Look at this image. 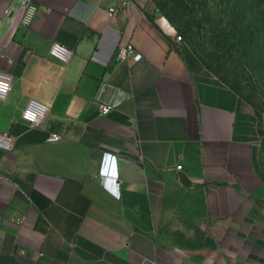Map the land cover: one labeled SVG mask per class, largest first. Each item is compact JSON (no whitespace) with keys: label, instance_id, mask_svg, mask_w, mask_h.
<instances>
[{"label":"crops","instance_id":"1","mask_svg":"<svg viewBox=\"0 0 264 264\" xmlns=\"http://www.w3.org/2000/svg\"><path fill=\"white\" fill-rule=\"evenodd\" d=\"M31 2L30 26L0 27V130L16 138L0 150V264H264L263 115L150 0ZM129 43L140 60L117 58ZM31 98L50 107L41 126L21 117Z\"/></svg>","mask_w":264,"mask_h":264},{"label":"rangeland","instance_id":"2","mask_svg":"<svg viewBox=\"0 0 264 264\" xmlns=\"http://www.w3.org/2000/svg\"><path fill=\"white\" fill-rule=\"evenodd\" d=\"M150 1L160 7L161 16L169 20L202 60L237 85L251 107L264 117V74L256 67L257 58L251 55L250 60L244 55L241 43L234 37L233 19L225 0ZM261 144L264 146V136Z\"/></svg>","mask_w":264,"mask_h":264},{"label":"built area","instance_id":"3","mask_svg":"<svg viewBox=\"0 0 264 264\" xmlns=\"http://www.w3.org/2000/svg\"><path fill=\"white\" fill-rule=\"evenodd\" d=\"M21 4V8L16 16H13V13L10 8H7L3 11V14L0 18V27L3 24L5 18L12 17L13 22L16 20H20L23 26H30L35 18L39 14V6L31 2V0H19ZM177 40L182 41L183 38L181 35L177 34ZM50 55L64 63H68L73 57V50L67 45L54 41L50 47L49 51ZM116 55L118 59H127L129 57H133L134 60H140L142 58V54L138 52L133 43H129L126 45L119 44L116 48ZM14 77L9 72H0V99L5 100L10 94L13 87ZM120 100H113L110 102H99V111L102 115L110 113L114 108L118 106ZM50 111V107L43 102L31 98L29 99L27 105L24 107L21 113V117L31 126H41L48 113ZM50 141H59L62 139L61 134L57 132H53L50 134ZM16 138L14 134L10 131L0 130V150L5 152H10L15 147ZM111 155L106 153L103 158L101 174L108 175L113 174V168L115 167V158L113 164ZM112 165V168H111ZM1 175V174H0ZM119 196V194H118ZM13 219L17 220V222H24L25 217H14Z\"/></svg>","mask_w":264,"mask_h":264},{"label":"trees","instance_id":"4","mask_svg":"<svg viewBox=\"0 0 264 264\" xmlns=\"http://www.w3.org/2000/svg\"><path fill=\"white\" fill-rule=\"evenodd\" d=\"M225 4L228 6L231 18L233 19L231 25L234 31V37L238 43H241L243 54L247 55L250 60L251 55L255 56L257 58L256 67H259L260 72L264 74V0H225ZM155 10L160 14L159 6H156ZM151 17L156 18L155 15ZM179 35L181 34L179 33ZM202 61L214 74L251 104L250 100L242 94L237 85L232 84L226 78L214 72L204 60ZM261 149L263 157V144H261Z\"/></svg>","mask_w":264,"mask_h":264}]
</instances>
